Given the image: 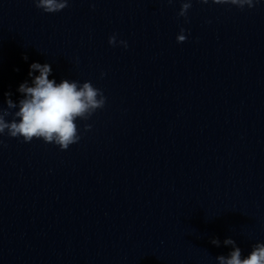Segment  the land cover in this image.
Returning a JSON list of instances; mask_svg holds the SVG:
<instances>
[{
  "label": "water",
  "instance_id": "1",
  "mask_svg": "<svg viewBox=\"0 0 264 264\" xmlns=\"http://www.w3.org/2000/svg\"><path fill=\"white\" fill-rule=\"evenodd\" d=\"M180 6L0 0V107L32 63L106 97L66 151L0 137V264H218L225 239L264 242V0Z\"/></svg>",
  "mask_w": 264,
  "mask_h": 264
},
{
  "label": "clouds",
  "instance_id": "2",
  "mask_svg": "<svg viewBox=\"0 0 264 264\" xmlns=\"http://www.w3.org/2000/svg\"><path fill=\"white\" fill-rule=\"evenodd\" d=\"M35 7L45 14H56L69 6L70 0H32ZM177 0H167L174 4ZM180 10L178 17L188 21V13L192 8L193 0H179ZM200 4L230 5L243 11L256 7L260 0H196ZM187 36L185 29H180L177 43H185ZM119 43L125 49L127 41H117L116 34L108 39L109 46L116 47ZM25 61L28 59L24 57ZM33 73H39L33 76ZM52 68L49 64L32 63L29 77L32 78L31 86L26 81L22 83L18 92L23 98L18 103L11 99V93H6L7 108L0 107V137L5 134L9 138L21 139L24 143H31L33 139L42 140L45 144L58 146L61 151H66L70 146L79 143L80 130L76 121H87L90 117L106 104V97L101 89L93 86L90 81L80 84L77 81L64 79L57 83L49 79ZM105 73H101V78ZM18 109V110H16ZM15 110V111H14ZM11 117L9 120L8 118ZM90 124L84 125V131H91ZM0 145L3 141L0 140ZM210 243L220 246L218 238L211 239ZM224 246H231L232 251L227 256L216 257L218 264H264V242L252 246L250 254L244 257L242 249L236 241L228 238L223 241Z\"/></svg>",
  "mask_w": 264,
  "mask_h": 264
}]
</instances>
